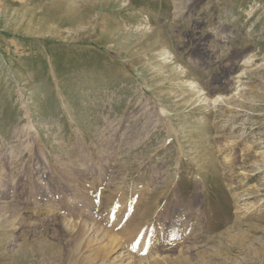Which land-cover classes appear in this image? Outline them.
I'll return each instance as SVG.
<instances>
[{
    "label": "rangeland",
    "instance_id": "1",
    "mask_svg": "<svg viewBox=\"0 0 264 264\" xmlns=\"http://www.w3.org/2000/svg\"><path fill=\"white\" fill-rule=\"evenodd\" d=\"M262 157L264 0H0V264H264Z\"/></svg>",
    "mask_w": 264,
    "mask_h": 264
},
{
    "label": "bare ground",
    "instance_id": "2",
    "mask_svg": "<svg viewBox=\"0 0 264 264\" xmlns=\"http://www.w3.org/2000/svg\"><path fill=\"white\" fill-rule=\"evenodd\" d=\"M262 159H264V157H262ZM261 163H260V166L262 167V168H264V160H261L260 161ZM258 165V164H257Z\"/></svg>",
    "mask_w": 264,
    "mask_h": 264
}]
</instances>
